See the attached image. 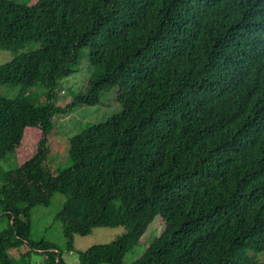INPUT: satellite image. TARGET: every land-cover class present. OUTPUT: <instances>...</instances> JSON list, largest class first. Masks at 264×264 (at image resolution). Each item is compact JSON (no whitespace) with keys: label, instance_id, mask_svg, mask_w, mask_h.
Segmentation results:
<instances>
[{"label":"trees","instance_id":"obj_1","mask_svg":"<svg viewBox=\"0 0 264 264\" xmlns=\"http://www.w3.org/2000/svg\"><path fill=\"white\" fill-rule=\"evenodd\" d=\"M0 51L15 53L0 86L19 91L0 95V160H16L0 173V264H66L30 239L56 193L68 250L125 230L79 264H124L138 245L130 264H264V0H0ZM84 52L95 73L59 106ZM110 92L119 112L68 140L67 169H45L54 118Z\"/></svg>","mask_w":264,"mask_h":264},{"label":"rangeland","instance_id":"obj_2","mask_svg":"<svg viewBox=\"0 0 264 264\" xmlns=\"http://www.w3.org/2000/svg\"><path fill=\"white\" fill-rule=\"evenodd\" d=\"M36 0H32V3ZM15 57L11 51H0V65L10 62ZM94 68L89 65L86 58V52L82 53L81 61L77 72L62 81L58 88V98L55 103L59 106H65L70 103L76 94L83 92L88 80L94 75ZM63 91V94L60 93ZM43 88H34L27 95L36 103H44L45 93ZM19 91L11 86H0V95L8 99H14L18 96ZM115 94L110 92L103 94L101 105L95 107H75L73 113L58 116L54 118V129L48 139L49 154L45 161L44 167L51 173L57 170H64L70 166L68 159V140L75 134L79 133L89 124H96L105 121L113 114L119 112V106L114 103ZM16 165L13 156L8 157L5 161L0 160V173L12 169ZM65 198L63 195L56 193L48 207L36 206L31 210L30 215V239L33 242L41 240L53 243L60 251L61 259L66 264H79L78 253L95 245H104L116 240L122 233L123 227L116 228H95L87 236H75L71 250L67 249L66 240L63 237L61 225L56 221V215L61 210ZM7 226V221L0 218V232ZM142 246H136L124 257V264L132 263L141 253ZM26 248H22L24 252ZM13 257L18 255L17 251L11 250ZM31 264H43V258L34 256L31 258Z\"/></svg>","mask_w":264,"mask_h":264}]
</instances>
